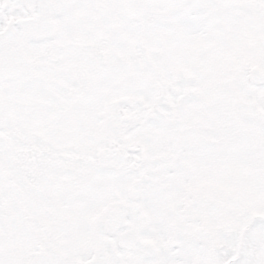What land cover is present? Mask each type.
Instances as JSON below:
<instances>
[{
  "label": "snow or ice",
  "instance_id": "obj_1",
  "mask_svg": "<svg viewBox=\"0 0 264 264\" xmlns=\"http://www.w3.org/2000/svg\"><path fill=\"white\" fill-rule=\"evenodd\" d=\"M0 264H264V0H0Z\"/></svg>",
  "mask_w": 264,
  "mask_h": 264
}]
</instances>
